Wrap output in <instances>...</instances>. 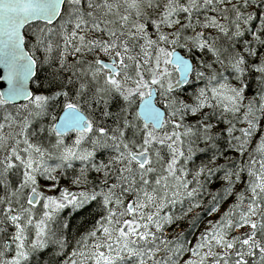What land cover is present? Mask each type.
<instances>
[{
  "label": "snow or ice",
  "instance_id": "6c2138e0",
  "mask_svg": "<svg viewBox=\"0 0 264 264\" xmlns=\"http://www.w3.org/2000/svg\"><path fill=\"white\" fill-rule=\"evenodd\" d=\"M0 64V264H264V0H0Z\"/></svg>",
  "mask_w": 264,
  "mask_h": 264
},
{
  "label": "trees",
  "instance_id": "16d2710c",
  "mask_svg": "<svg viewBox=\"0 0 264 264\" xmlns=\"http://www.w3.org/2000/svg\"><path fill=\"white\" fill-rule=\"evenodd\" d=\"M59 22L57 21L56 24H58ZM33 27H35V23L32 24ZM43 72L41 73V76H43ZM259 129H258V133H259ZM258 138V135L257 137ZM253 139V144L255 143V139ZM221 143H223V141H221ZM230 150H227L225 149V156L228 157V152ZM196 160H197V164L199 165L202 161L203 162H206L207 159H208V155L207 154H203L201 153V155H198L197 157H195ZM229 158V157H228ZM244 159H247V153H245L244 155ZM231 160V159H230ZM220 161V162H219ZM218 163H225V160L223 157H221L219 160H218ZM197 165V166H198ZM258 168V166H257ZM222 172L220 173H217L216 176L214 177V179L212 180V183L209 185L210 189L215 192L216 190L220 189L221 188V185L223 183V181L220 179V177L222 176ZM244 179L247 180L248 177H247V174L245 173L244 175ZM244 184L243 183H237L235 185V188L239 189V188H244ZM233 195L232 196H229L223 203L222 205L224 204H227L230 202V200L232 199ZM209 198V197H208ZM181 204L180 202H178L175 206ZM221 205V206H222ZM171 207V206H170ZM205 209L206 210H209L210 211V207H209V202H207L205 205H204ZM91 209H88V210H82V211H79L77 213L74 214L73 218H70L68 221L70 222V224L72 225V227L69 229V233L70 235L72 234H77V229L80 231V232H83L85 229H87L88 227L91 226L92 224V218L91 216L88 214L89 211ZM206 213V212H204ZM188 215V214H187ZM203 219V217L201 216H198V215H193V216H190V218H188L187 216L184 217L182 220H180V223L178 224H174L173 227H171L172 229L175 228H179V229H183L185 225V223H189L188 227H196L198 226L200 220ZM193 227V228H194ZM171 230V229H170ZM190 228H187L186 230L182 231L183 232V235H184V240L185 242H190L192 240V235H190ZM181 233V232H180Z\"/></svg>",
  "mask_w": 264,
  "mask_h": 264
},
{
  "label": "bare ground",
  "instance_id": "6f19581e",
  "mask_svg": "<svg viewBox=\"0 0 264 264\" xmlns=\"http://www.w3.org/2000/svg\"><path fill=\"white\" fill-rule=\"evenodd\" d=\"M255 22H258V21H255ZM198 155H201V153H197V156H198ZM227 155H228V157H229V160L232 159L233 157H236V158L239 159V154H238V153H235V152L229 151ZM197 156H196V157H197ZM257 159H259V157H257ZM219 162H220V161H219ZM194 164H195V165H198V164H197V160H196V158H194ZM191 166H192V165H190V167H191ZM257 166H259V165L257 164ZM71 172H72V171L69 170V173H71ZM92 175H93V177H94V176H95V173H93ZM188 178L191 179V176H189ZM235 190H237V188H235ZM207 202H209V198H208L207 196H205V197L203 198V202L200 204L199 207H191V211L188 212L187 217L190 218L191 215H195V216L198 215V216L203 217V219H201L200 222H199V224H198V225H200V223H201L203 220L207 219L210 215L214 214V213H211V210L209 211V210H206V209H205L204 205H205ZM190 206H191V205H190V202H189L188 200H185L183 203H181V204L175 206L173 210H174L176 213H179V212H181V210H186V209H188ZM93 207H94V205H93ZM79 211H82V210H73L71 207H69V208H66V209L63 211V215L69 220L70 218H73L74 214L77 213V212H79ZM204 212H206V213H204ZM178 223H180V221H178L177 224H178ZM188 225H189V223H188V224L185 223V225H183V226H184L183 229H179V228L175 229V228H173V230H174V231L178 230V231L180 232L181 230L184 231V230H186L187 228H190V229H191V230H190V235L194 236V234L197 233L198 226H196V227L193 226V227H194V228H193V227H188ZM172 227H173V225H172ZM170 229H172V228H168V229H166V231H167V230L169 231Z\"/></svg>",
  "mask_w": 264,
  "mask_h": 264
},
{
  "label": "rangeland",
  "instance_id": "374dc122",
  "mask_svg": "<svg viewBox=\"0 0 264 264\" xmlns=\"http://www.w3.org/2000/svg\"><path fill=\"white\" fill-rule=\"evenodd\" d=\"M233 2H235V0H233ZM256 7L259 8V5H256ZM69 59H71V57H69ZM258 167H259V166H258ZM77 168H78V165H77ZM71 171H72V170H71ZM71 174H72V172H71V173L68 172V175H69V176H71ZM61 184H62V185H67V184H68V180H67V179L62 180V181H61ZM241 189H242V188H239V189H237L236 191H240ZM234 199H235V196H234V194H233V197H232V199L230 200L229 203L222 205L221 208L218 210V212H216V213L210 215L207 219L203 220V221L200 223V225H198L197 233L194 234V236H192V240H191L190 242L194 243V242H195V239L200 235V233H201L205 228H207V227L210 225V223H211L212 221H214L215 219L219 218V214H220L222 211H224V210L228 207V205H230V204L234 201ZM191 216H193V215H191ZM171 227H172V226H171ZM171 227H170V228H171ZM243 230H244V229H241V230H238V231H243ZM180 232H182V230H181ZM180 232H179L178 230L174 231L173 229H171V230H169V231H168V230L165 231V235H169V233L172 234V235H175V234H178V233H180Z\"/></svg>",
  "mask_w": 264,
  "mask_h": 264
},
{
  "label": "water",
  "instance_id": "95a60500",
  "mask_svg": "<svg viewBox=\"0 0 264 264\" xmlns=\"http://www.w3.org/2000/svg\"><path fill=\"white\" fill-rule=\"evenodd\" d=\"M3 76H4V68L3 65L0 64V93H3L8 87L7 81L2 79ZM22 102H23L22 99L16 101V103H22Z\"/></svg>",
  "mask_w": 264,
  "mask_h": 264
}]
</instances>
